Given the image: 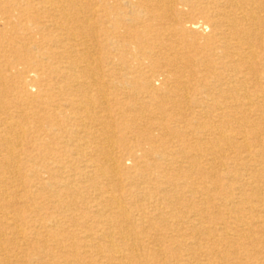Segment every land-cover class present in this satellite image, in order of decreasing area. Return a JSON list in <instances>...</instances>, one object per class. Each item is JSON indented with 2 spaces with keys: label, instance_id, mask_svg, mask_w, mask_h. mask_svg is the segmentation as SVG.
<instances>
[{
  "label": "bare ground",
  "instance_id": "6f19581e",
  "mask_svg": "<svg viewBox=\"0 0 264 264\" xmlns=\"http://www.w3.org/2000/svg\"><path fill=\"white\" fill-rule=\"evenodd\" d=\"M0 264H264V0H0Z\"/></svg>",
  "mask_w": 264,
  "mask_h": 264
},
{
  "label": "rangeland",
  "instance_id": "374dc122",
  "mask_svg": "<svg viewBox=\"0 0 264 264\" xmlns=\"http://www.w3.org/2000/svg\"><path fill=\"white\" fill-rule=\"evenodd\" d=\"M7 30H10V27L9 26H7ZM9 32V31H8Z\"/></svg>",
  "mask_w": 264,
  "mask_h": 264
}]
</instances>
